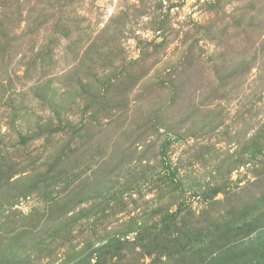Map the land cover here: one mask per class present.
<instances>
[{
  "label": "rangeland",
  "instance_id": "rangeland-1",
  "mask_svg": "<svg viewBox=\"0 0 264 264\" xmlns=\"http://www.w3.org/2000/svg\"><path fill=\"white\" fill-rule=\"evenodd\" d=\"M263 231L264 0H0V264H264Z\"/></svg>",
  "mask_w": 264,
  "mask_h": 264
},
{
  "label": "trees",
  "instance_id": "trees-1",
  "mask_svg": "<svg viewBox=\"0 0 264 264\" xmlns=\"http://www.w3.org/2000/svg\"><path fill=\"white\" fill-rule=\"evenodd\" d=\"M170 167H167L166 168V172L167 173H170ZM170 177V176H169ZM172 184V183H171ZM260 213V215H262L263 214V212L262 211H260L259 212ZM164 229H166L167 230V227H166V225L164 226ZM163 230V229H162ZM162 233H163V231L161 232V235H162ZM185 233V231L184 230H182V234H184ZM260 235H262L261 236V238H260V240L263 238L264 239V231L260 234ZM259 235V236H260ZM258 236V237H259ZM189 238V237H188ZM189 240H191V241H189V242H191L190 244L191 245H189L190 247H187L192 253H194V256H192L189 260H184L183 259V261L181 260V255H182V250L185 248L184 246H179V247H173V245L169 242V243H166V244H162L161 246H160V249H157V250H155V249H153V247L155 246V248H156V245H155V243L153 242L152 243V245L150 246V250H152V252H151V254H153L154 253V255H155V258L153 259V261L151 262V264H177V263H179V264H188L191 260H194V259H196L197 260V264H204L206 261H207V259H206V257L207 256H204V254H206V251H207V246H206V248H205V246H203L202 244H198V243H195V242H197L198 241V239H194V238H189ZM195 240V241H194ZM197 240V241H196ZM166 242L168 241L167 239L165 240ZM174 241V240H173ZM176 241V240H175ZM262 242H257V244L255 245V247L253 248V252H256V251H260V250H262V249H264V241L263 240H261ZM210 243L211 244H208V246L210 245V246H212L213 245V243L210 241ZM177 250V252L176 251H174V250ZM155 250V251H154ZM185 250V249H184ZM230 249H228V250H225L224 249V252H222V253H220L219 254V256H222L223 255V253H227L228 251H229ZM252 249L251 248H249L248 250H247V254L249 253H252V251H251ZM111 253V252H110ZM163 255H165V261H161L160 260V257L161 256H163ZM245 255V254H244ZM244 255H242V256H239V255H232V258L234 259V262L235 261H238V260H244V259H241V258H243V257H245ZM176 256H178V258H175ZM218 257V256H217ZM221 263V261L220 260H218L217 261V264H220ZM222 263L224 264V260L222 261ZM133 264H138V262H135V263H133ZM241 264H246V263H244V261L241 263Z\"/></svg>",
  "mask_w": 264,
  "mask_h": 264
}]
</instances>
